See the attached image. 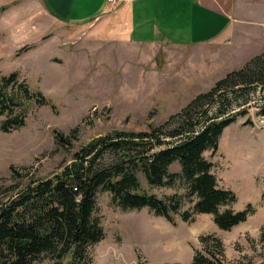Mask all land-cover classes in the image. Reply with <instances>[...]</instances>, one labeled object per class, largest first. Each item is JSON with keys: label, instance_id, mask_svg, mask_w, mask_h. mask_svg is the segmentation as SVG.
I'll return each mask as SVG.
<instances>
[{"label": "rangeland", "instance_id": "rangeland-1", "mask_svg": "<svg viewBox=\"0 0 264 264\" xmlns=\"http://www.w3.org/2000/svg\"><path fill=\"white\" fill-rule=\"evenodd\" d=\"M108 5L113 7L107 0H0V72L17 71L54 105L37 106L32 101L23 126L0 131V201L29 178L59 172L73 162L76 150L98 138L116 131L135 138L154 128L162 135L178 125L182 117L173 115L191 98L257 55L224 64L214 60L208 48L165 49L164 42L145 41L146 34L133 30L116 35L109 30L121 24L107 22L111 18L103 11ZM203 59L206 66L197 72L196 64ZM223 91L222 96L227 93ZM228 98L227 111L245 114L223 129L218 150H206L204 155L214 163L219 185L235 193L233 208L251 203L254 212L223 230L208 213H197L189 221L179 216L169 221L145 207L121 209L108 191H99L94 214L104 237L88 247L90 257L83 264H191L200 237L207 234L222 240L226 264H264V172L259 160L264 148L260 129L264 115L259 114L264 87L241 88ZM246 118L253 124H244ZM56 132L71 135V143L58 144ZM171 169L177 170L178 163ZM138 176L145 190L159 196L175 191L149 188L141 171ZM71 256L67 254L61 264H71ZM32 264L53 260L43 254Z\"/></svg>", "mask_w": 264, "mask_h": 264}, {"label": "trees", "instance_id": "trees-1", "mask_svg": "<svg viewBox=\"0 0 264 264\" xmlns=\"http://www.w3.org/2000/svg\"><path fill=\"white\" fill-rule=\"evenodd\" d=\"M257 86L264 87V52L191 98L173 115L182 117L178 125L162 135L155 132L157 128L135 138L116 131L76 150L73 162L59 172L29 178L16 193L0 201V264H32L43 254H48L53 264H61L67 254L72 255L71 264L86 263L90 257L88 247L104 237L94 214L99 191H108L121 209L145 207L169 221L175 216L189 221L197 213H208L223 230L245 221L254 212L253 206L247 203L244 209L233 208L235 193L219 185L212 170L214 163L204 152L215 153L223 129L237 115L245 114L244 110L227 111L231 105L228 97L241 88L248 91ZM223 90L227 93L222 96ZM32 101L37 106L51 104L54 108L17 71L0 72V131L23 126ZM259 114L264 115V105ZM244 124L253 123L246 118ZM70 136L56 132L55 139L65 145L71 143ZM107 153L111 155L106 157ZM174 162L178 163L177 170L171 169ZM138 171L149 188L173 187L175 191L159 196L145 190ZM13 173L12 177L17 175L14 169ZM261 195L264 197V187ZM199 241L191 264H226L219 237L207 234Z\"/></svg>", "mask_w": 264, "mask_h": 264}, {"label": "crops", "instance_id": "crops-1", "mask_svg": "<svg viewBox=\"0 0 264 264\" xmlns=\"http://www.w3.org/2000/svg\"><path fill=\"white\" fill-rule=\"evenodd\" d=\"M104 13L111 18L108 23L121 24L118 29L116 25L109 30L116 35L133 30L146 34L145 41L151 38L152 42H164L165 49L177 50L189 45L208 48L210 55L213 51L214 60L219 58L224 64L237 58L245 60L264 50V0H124L116 7L108 5ZM139 33H136L138 40ZM204 61L196 64L197 72L206 66ZM219 66L220 63L212 69ZM261 152L263 173V147Z\"/></svg>", "mask_w": 264, "mask_h": 264}, {"label": "built area", "instance_id": "built-area-1", "mask_svg": "<svg viewBox=\"0 0 264 264\" xmlns=\"http://www.w3.org/2000/svg\"><path fill=\"white\" fill-rule=\"evenodd\" d=\"M123 0H107L109 4H112V6H116L117 4L121 3Z\"/></svg>", "mask_w": 264, "mask_h": 264}]
</instances>
